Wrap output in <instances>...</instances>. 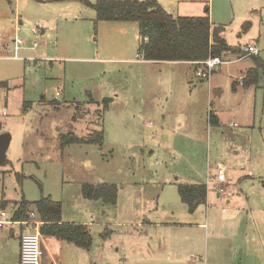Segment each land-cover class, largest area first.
Returning a JSON list of instances; mask_svg holds the SVG:
<instances>
[{
	"label": "rangeland",
	"instance_id": "rangeland-1",
	"mask_svg": "<svg viewBox=\"0 0 264 264\" xmlns=\"http://www.w3.org/2000/svg\"><path fill=\"white\" fill-rule=\"evenodd\" d=\"M94 1L0 0V133L10 134L0 210L50 196L62 222L87 225L88 250L43 245L60 252L57 264H264V80L232 87L250 57L220 64L210 81L195 64L141 60L138 24L96 21ZM195 2L229 44L239 40L249 0ZM98 131L100 143L60 146L61 133ZM218 163L221 194L207 185L189 212L178 185L205 183ZM101 182L116 185L115 204L84 198L83 184ZM22 231L0 228V264Z\"/></svg>",
	"mask_w": 264,
	"mask_h": 264
},
{
	"label": "trees",
	"instance_id": "trees-1",
	"mask_svg": "<svg viewBox=\"0 0 264 264\" xmlns=\"http://www.w3.org/2000/svg\"><path fill=\"white\" fill-rule=\"evenodd\" d=\"M95 11L96 21H126L138 24L139 43L137 57L143 60L197 62L209 57L233 52L223 37L224 28L213 25L208 13L201 15H173L165 10L157 0H95L88 2ZM245 22L242 30L247 28ZM254 65L248 68L240 78L242 86L256 85L264 80V61L256 54L250 53ZM196 66V65H195ZM196 68V67H195ZM238 81H233L235 89ZM26 109V107L24 108ZM210 120L217 123L216 115L210 113ZM60 146L73 142H102V131L95 136L82 140L75 133H61ZM84 198L101 200L105 204H115L117 187L106 182L97 185L85 183L82 187ZM207 186L205 183L179 184L178 194L189 212L206 202ZM6 205L4 202L3 207ZM4 209V208H3ZM34 210L35 218L41 221L40 233L59 240L73 243L75 246L88 250L92 237L87 225L76 222H62V206L50 196L41 197L36 201L22 199L15 202L11 220L26 224L28 212ZM27 225V224H26Z\"/></svg>",
	"mask_w": 264,
	"mask_h": 264
},
{
	"label": "crops",
	"instance_id": "crops-1",
	"mask_svg": "<svg viewBox=\"0 0 264 264\" xmlns=\"http://www.w3.org/2000/svg\"><path fill=\"white\" fill-rule=\"evenodd\" d=\"M157 1L160 3V5L165 10H167L168 12H170L173 15H179V14L201 15L204 13L203 11L200 10L201 8L198 6V3L195 2V0H157ZM249 2H251L250 5L247 7V9H249L248 10L249 12L247 11L249 14L248 15L245 14V16L247 15V17L245 18L243 23L240 25V27H238V31L236 34V36L239 37V40L233 44H229L226 41L228 43V45H230L232 48H235L236 50L232 52L231 56L228 57V55H227L226 59L224 57H222L223 62L221 63V64H227V63H230L232 61L239 60L241 58L250 57L251 65L246 67L244 70H240L239 75L237 77L239 79V82L241 80L240 78L243 76L245 71L254 65V61H253V58H251L250 52H247L246 50H244V47H246L248 45L254 46L258 50L256 55H258L260 57V59H262L264 61V0H249ZM208 9L209 8L206 9L207 13H208ZM206 11H205V13H206ZM247 21H249V24H247V28L242 30L244 23ZM6 46H10L13 48L12 44H10V45L6 44ZM141 60H143V59H141ZM183 63L189 64V65L191 64L192 66L194 64L191 62H183ZM217 67H218V69H220L221 65L219 64L218 66H216V68ZM215 69L213 72H215ZM194 71H195V69H194ZM211 75H212V73H211ZM211 75H210V77H211ZM210 77H209V79H207L208 81H210ZM239 82H238L237 88L238 87H244ZM237 88H235L234 90H236ZM213 90H214L213 91L214 95L220 97V95L222 94V90L214 89V88H213ZM217 119H218V117H217ZM214 173H215V167H214V172L210 173V174L213 175ZM207 191H208V189H207ZM7 224H19V223L10 222ZM19 225H20L21 230H23L24 232L31 228L29 225H26V224H23L24 226H21V224H19ZM23 231L21 232V234L23 233ZM13 234H14L13 231H11V235H13ZM21 234H20V236H21ZM20 236H19V240L17 241L16 253L13 255H8L6 259H1V260H7L8 263H10V264H20L19 263ZM58 240L59 239H57V238H46L45 240H43L41 237L40 243L42 245L41 248L43 251V255L41 256L40 264H50V263L57 264V261H58L57 259H59V257H60V255H59L60 252H58L57 255L54 254L53 252L50 255H46L45 254V248L43 247V245L45 246V244L47 243L50 246H52V245L55 246V245L59 244Z\"/></svg>",
	"mask_w": 264,
	"mask_h": 264
},
{
	"label": "built area",
	"instance_id": "built-area-1",
	"mask_svg": "<svg viewBox=\"0 0 264 264\" xmlns=\"http://www.w3.org/2000/svg\"><path fill=\"white\" fill-rule=\"evenodd\" d=\"M23 44V40L16 38L13 40V52L16 53ZM37 44L34 42L32 47H36ZM244 50L247 52L257 54L258 50L252 46L248 45L244 47ZM222 58L219 56L209 57L206 60L194 62L195 67V75L201 79H209L212 71L221 64ZM226 180L225 175V166L218 163L215 166V173L212 175L210 172L207 173L205 184L206 186L209 184H213L214 186L219 187ZM222 188H218L217 193L220 195ZM28 216L30 217L26 223L31 228L25 232H23L20 236V264H40L41 256L43 255V251L41 248V233H40V225L41 221L35 218L36 214L34 210L28 212ZM14 222L11 220V216L8 215L5 209L0 210V228L6 225L7 223ZM55 264V263H50Z\"/></svg>",
	"mask_w": 264,
	"mask_h": 264
},
{
	"label": "water",
	"instance_id": "water-1",
	"mask_svg": "<svg viewBox=\"0 0 264 264\" xmlns=\"http://www.w3.org/2000/svg\"><path fill=\"white\" fill-rule=\"evenodd\" d=\"M9 141L10 134L8 132L0 133V163L5 161V153L8 148Z\"/></svg>",
	"mask_w": 264,
	"mask_h": 264
}]
</instances>
